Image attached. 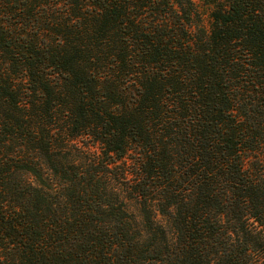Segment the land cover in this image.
<instances>
[{
    "label": "trees",
    "instance_id": "obj_1",
    "mask_svg": "<svg viewBox=\"0 0 264 264\" xmlns=\"http://www.w3.org/2000/svg\"><path fill=\"white\" fill-rule=\"evenodd\" d=\"M0 264H264V0H0Z\"/></svg>",
    "mask_w": 264,
    "mask_h": 264
}]
</instances>
